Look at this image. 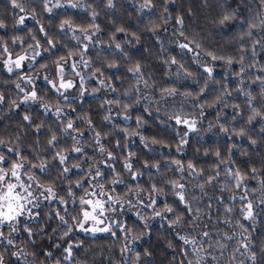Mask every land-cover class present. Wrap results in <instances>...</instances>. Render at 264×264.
I'll return each mask as SVG.
<instances>
[{
	"label": "trees",
	"instance_id": "obj_1",
	"mask_svg": "<svg viewBox=\"0 0 264 264\" xmlns=\"http://www.w3.org/2000/svg\"><path fill=\"white\" fill-rule=\"evenodd\" d=\"M47 1L16 0L21 12L13 0H0V62L41 51L30 70L0 68V155L10 167L21 154L26 168L35 165L23 176L55 196L34 218L3 230L8 236L16 229L11 245L0 240L4 264H264L260 0H111V7L108 0H73L74 8L52 10ZM231 12L235 18L221 25ZM80 32L95 36L87 52ZM85 56L90 79L107 88L89 82L81 95L79 84L67 100L55 88L60 69ZM24 73L54 83L37 82L43 106L23 104L17 86ZM99 168L121 201L158 202L123 216L128 233L114 228L91 236L77 229L86 208L81 198H89ZM248 202L252 219H244Z\"/></svg>",
	"mask_w": 264,
	"mask_h": 264
},
{
	"label": "rangeland",
	"instance_id": "obj_2",
	"mask_svg": "<svg viewBox=\"0 0 264 264\" xmlns=\"http://www.w3.org/2000/svg\"><path fill=\"white\" fill-rule=\"evenodd\" d=\"M48 6L50 9H56V8H74L76 7V3L73 0H48L47 1ZM24 17V16H22ZM27 21V17H24L23 23L21 25H24L25 22ZM77 36V37H76ZM76 38L79 43H82V46L84 47V50L89 51L92 45L94 44L95 41V36L93 33H88V32H80L79 34L76 33ZM41 56V51L36 50V51H31L30 53H24L23 55H20V57H24L22 61H20V66H16V61L18 60L19 57L14 58L12 56H9L4 61L0 62V68L3 69L6 72H9L10 74H16L18 72H22L25 70H30L34 68V64L36 61L39 59ZM86 57V56H85ZM82 57L81 59H74L71 62L64 63L63 67L60 69V74H59V83L58 86H55L56 90L63 94L65 99H73L75 98L74 96L70 95V92L74 91L75 88L79 85L80 89L82 90L81 95H85L86 92V87L87 83L92 82L93 84L100 85L101 88L104 90L107 88V85L101 81L99 78H91L92 75V67H91V62L89 59L86 57ZM11 69V71H9ZM22 83L19 86L21 92L23 93V104L24 105H31V104H40V101L38 99V91H37V82L39 81H44L48 82L49 84L54 86L53 82H50L47 77H43L42 80H39V77L35 76H30L29 74H22ZM76 78V79H75ZM71 83V87H61L62 84H68ZM91 83V84H92ZM35 91L36 92V97L33 99L31 98V93ZM96 91V90H95ZM94 95V91H93ZM28 97V99H26ZM43 106V105H42ZM182 122V121H181ZM185 124V123H183ZM185 125L189 126V129L191 130L190 132H196L195 129V124L191 125L189 122ZM101 168H99L96 172H99L100 176H97L96 174L91 176V181H90V186L92 188L91 193H100L101 191L104 192L103 196L100 195H95L92 196L90 195L88 199H92L93 201L99 199L102 202L105 203V210L104 214L102 216H99V220H101V223H96L93 220H88L87 222H84V219L82 220L81 223L84 225V229H108V231H85L80 228V224H78L77 229L79 233L84 234V235H91V236H99L102 234H111L114 232V228H118L123 231H127V222L125 217L123 216H128L129 213L135 212L138 214L141 209H147L151 210L153 208L156 209V205L158 202L155 201V204L152 203L153 200L148 199V198H139V200L136 201H121L114 193L111 192L110 189H107L104 183L102 182L103 179V173L101 172ZM95 173V172H93ZM22 179L24 182L27 183H32L33 184V197L32 203L27 204L24 214L18 217L16 221H13L11 225L8 223L5 224H0V232L3 233V236L0 237V240H6L8 241L9 239L12 240V235L13 233L15 234V231L12 229V233L9 234L8 236L5 235V232L3 230L5 228L9 227H15L18 224V221L20 218H34L36 215V210L39 208V206L43 203L46 202H51L54 199L53 196H50L47 192H44L45 189L48 188H36L35 185L38 184L36 178L34 181H29L28 176L25 177L23 176L22 173ZM44 193L41 195V193ZM108 197H112L111 200L108 199ZM85 210L91 211V206L86 205ZM130 242V241H129ZM130 246L128 248V253H130V250L132 251L133 248L135 247V244L133 242H130ZM127 253V254H128Z\"/></svg>",
	"mask_w": 264,
	"mask_h": 264
},
{
	"label": "snow or ice",
	"instance_id": "obj_3",
	"mask_svg": "<svg viewBox=\"0 0 264 264\" xmlns=\"http://www.w3.org/2000/svg\"><path fill=\"white\" fill-rule=\"evenodd\" d=\"M109 2V6L111 7V0H108ZM262 6H264V0H260ZM13 7L15 8H19L21 12L24 11V8L16 2V0H13ZM236 16L235 12H231V13H227L223 16V18L220 20V24L224 25L226 22H229L231 20H233ZM24 17L20 18V23H23ZM66 24L69 22H65ZM177 23L182 24V18L177 20ZM257 25L252 24L251 27H256ZM0 27H3L2 24H0ZM63 27V25H62ZM260 27L264 28V20H260ZM122 31V29H121ZM249 35H251V32H249ZM259 43V42H257ZM117 47L119 48V45H117ZM180 47L182 48H188L189 46L187 44H183L180 45ZM197 47H199V45H197ZM191 50V49H189ZM210 56H212V59H216V56H214L212 53H209ZM24 59V57H19L18 60L16 61V66L19 67L20 66V61H22ZM176 61L173 60L172 63H175ZM228 63L231 64L232 60L229 59ZM139 66L136 67V71L138 72ZM243 70V69H242ZM9 71H11V69H9ZM206 71H211L210 69H206ZM19 87V85L17 86ZM61 87H71V83L68 84H62ZM174 91V90H173ZM169 94H172L171 92ZM36 97V92L33 91L31 93V98H35ZM26 99H28V97H26ZM25 120H28L29 117L25 116L24 117ZM177 123H181V120L179 118H177ZM183 123L187 124L188 121H183ZM73 125L71 123L68 124V128H72ZM55 137L52 138L51 141H49L50 146L53 145L54 141H55ZM9 151L11 152L12 149H9ZM75 151H80L79 148L75 149ZM101 151H103V149L101 148ZM17 157L18 159H15L11 162L10 167L8 166L9 162L7 160V158L4 155H0V224H5L8 223L9 225H11V223L13 221H16L18 219V217H20L21 215L24 214L25 208L27 204L32 203V197H33V184L32 183H25L24 180L22 179V173L24 175H27V171L29 169H31L32 167H35V165H32L31 163H28V167H25V158L17 153ZM56 157L59 158V162L60 164H64V161L66 159V157L60 156L59 153L56 154ZM54 157V158H56ZM126 167L130 170L132 168L131 164H127ZM191 167V165L189 166ZM41 171H44L45 166L41 165L40 166ZM65 172L69 171V169L65 168L64 169ZM255 171V170H253ZM35 177L34 176H28V180L29 181H34ZM240 182L238 180L237 183V187L240 186ZM208 183H211V180L208 181ZM78 187L80 185H77ZM36 188H41L42 185L40 184H36L35 185ZM174 187L183 189L184 185L183 184H178V185H174ZM202 187V186H201ZM44 192H47L50 196L54 197V193L52 191L51 188L45 189ZM44 193L42 192L41 195H43ZM89 195L95 196V195H100L103 196L104 192L101 191L100 193H91ZM177 195L179 196V199L181 200V202H183L185 200V197L183 195L182 192L177 193ZM109 200L112 199V197H108ZM241 199H246V196H242ZM81 203L82 204H86L91 206V211L89 210H84L82 215H83V219L84 222H87L88 220H93L96 223H101L102 221L99 220V216H102L104 214V210H105V203L102 202L101 200L97 199L95 201H93L92 199H84L81 198ZM153 204H155V200L152 201ZM168 211H172L171 208L168 209ZM229 212L231 211V209L228 210ZM246 212V215L244 216V219H252L253 218V205L251 202H248L246 205V208L243 210ZM157 215H159V213H157ZM61 222L62 223H67L63 217H60ZM241 227H243V225H241ZM80 228L82 230L85 231H108V229H84V225L83 223L80 224ZM16 229L13 228V231H15ZM67 234V233H65ZM209 234L207 232L204 233V236H208ZM3 236V233L0 232V237ZM29 236H31V232L29 231ZM227 239H231L232 237H226ZM181 239H184L183 237H181ZM247 239V238H245ZM193 243L195 241H192ZM8 244H12L13 241L11 239H9L7 241ZM184 243L187 244L189 243V241L187 239H184ZM245 249H247L248 245L244 244L242 245ZM71 247V246H70ZM70 247L69 249H66V252H69L70 255ZM48 255H51V253H48ZM252 259L253 261L255 260V255H252ZM0 264H4L3 258L0 257Z\"/></svg>",
	"mask_w": 264,
	"mask_h": 264
}]
</instances>
